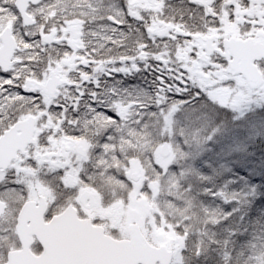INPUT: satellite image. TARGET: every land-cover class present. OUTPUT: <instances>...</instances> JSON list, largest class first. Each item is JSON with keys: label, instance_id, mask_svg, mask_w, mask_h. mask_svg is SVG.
Masks as SVG:
<instances>
[{"label": "snow or ice", "instance_id": "6c2138e0", "mask_svg": "<svg viewBox=\"0 0 264 264\" xmlns=\"http://www.w3.org/2000/svg\"><path fill=\"white\" fill-rule=\"evenodd\" d=\"M0 264H264V0H0Z\"/></svg>", "mask_w": 264, "mask_h": 264}]
</instances>
